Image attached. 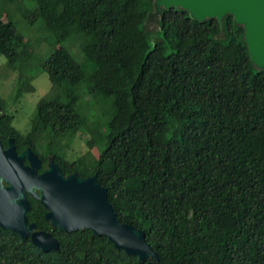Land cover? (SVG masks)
Wrapping results in <instances>:
<instances>
[{"label":"trees","instance_id":"obj_1","mask_svg":"<svg viewBox=\"0 0 264 264\" xmlns=\"http://www.w3.org/2000/svg\"><path fill=\"white\" fill-rule=\"evenodd\" d=\"M9 1L24 19H6L0 3L12 99L35 91L39 69L54 91L26 133L0 95L4 147L13 138L19 153L32 148L39 172L53 157L67 175L97 173L159 258L143 261L89 229L55 228L60 250L45 252L0 226V264H264V69L233 15L222 27L177 7L158 12L154 0ZM33 29L50 45L44 54L29 45ZM96 120L89 150L68 158L76 131ZM29 200V221L52 230L46 207Z\"/></svg>","mask_w":264,"mask_h":264},{"label":"water","instance_id":"obj_2","mask_svg":"<svg viewBox=\"0 0 264 264\" xmlns=\"http://www.w3.org/2000/svg\"><path fill=\"white\" fill-rule=\"evenodd\" d=\"M154 4L158 12L177 7L202 22L217 19L222 27L225 17L233 15L236 24L245 29L244 41L252 62L264 69V0H154ZM43 164L32 148L19 153L13 138L9 139L7 148L0 139L2 228L30 238L45 252L60 250V241L53 234L55 228L67 232L89 229L143 261L159 258L148 243L146 232L119 218L108 189L100 183L97 173L88 177L78 172L67 175L53 157L44 171L39 172ZM29 195L46 207V219L52 230H41L37 223L29 221Z\"/></svg>","mask_w":264,"mask_h":264},{"label":"rangeland","instance_id":"obj_3","mask_svg":"<svg viewBox=\"0 0 264 264\" xmlns=\"http://www.w3.org/2000/svg\"><path fill=\"white\" fill-rule=\"evenodd\" d=\"M0 3L2 5V11L3 16L6 19H17L19 22L23 23L24 19L20 13V10L18 7V3L11 4V5H17L14 8L16 9L15 14H12L9 12L7 7H10V1L9 0H0ZM10 13H8V12ZM20 26V25H19ZM20 26V28L24 31V33L28 34L26 30H31L30 27L27 25L23 28ZM37 32V31H36ZM30 39H29V45L31 48H36L37 52L40 54H44L50 45H47L46 42H40L37 41L36 38H38L40 32L34 33L33 31H30ZM51 46L57 47L58 44H52ZM75 50H77V45L75 44ZM52 48V47H51ZM78 57V56H77ZM79 58V57H78ZM16 72H14L13 68L10 66V64L7 62V59L5 56H0V95L7 99L9 105H8V111L14 112L16 114L15 119V125L24 133L28 132L31 128V116L35 111V108L40 101L41 98L46 97H52L53 84L49 79L48 73L40 70L37 71V77L34 80L35 85V91L33 92H27L24 93L21 100L19 102H14L12 97L15 92V85H16ZM96 125L93 127L92 130L87 129H80L76 131V137L74 138L73 142L70 143V145L67 147L66 154L68 158L74 159L78 156H81L85 154L89 150L88 141L91 138H94L101 126L99 121H95ZM42 139V137H41ZM92 152H96L93 151Z\"/></svg>","mask_w":264,"mask_h":264},{"label":"clouds","instance_id":"obj_4","mask_svg":"<svg viewBox=\"0 0 264 264\" xmlns=\"http://www.w3.org/2000/svg\"><path fill=\"white\" fill-rule=\"evenodd\" d=\"M1 113V112H0Z\"/></svg>","mask_w":264,"mask_h":264}]
</instances>
